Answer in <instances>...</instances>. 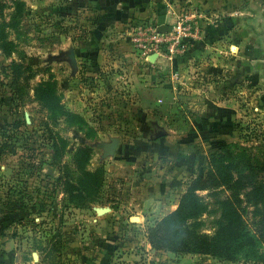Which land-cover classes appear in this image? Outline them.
Here are the masks:
<instances>
[{
    "label": "rangeland",
    "instance_id": "obj_1",
    "mask_svg": "<svg viewBox=\"0 0 264 264\" xmlns=\"http://www.w3.org/2000/svg\"><path fill=\"white\" fill-rule=\"evenodd\" d=\"M234 1L236 15L225 17L231 20L228 24L234 30L219 37L211 33L206 36V31L203 34L204 27L189 14L194 9L181 11L179 18H193L202 34L197 41L206 42L208 49L182 69L184 73L178 79L176 93L163 95L167 107L160 109L163 105L150 107V101L154 102L157 96L148 87L153 85L136 82L146 79L142 76L130 78L131 73L128 76L126 69L128 57L119 47L113 48L119 40L128 39L127 35L121 36L111 29L102 38V44L89 47L94 39L91 35L99 24L94 8L79 6L76 0H0V26L9 24L19 4L23 5L18 32L1 27L7 38L5 42L14 43L17 52L6 57L0 51V132L8 124L20 123L16 141L12 142L17 148L16 155L9 153V148L0 155V208L1 205L6 211L14 208L17 213L11 231L16 246L14 249L12 245L16 256L12 264H80L84 257L96 254L98 244L114 251L127 248L126 252H145L147 229L175 209L197 168L202 166L207 170L209 156L224 146L234 153L243 151L250 155L263 168L258 177H264V0ZM223 3L227 1L203 2V6L193 8L199 13H203L199 7L202 11H216ZM131 21L146 24L141 19ZM128 46L146 64L130 42ZM69 47L79 56L75 74L69 61L61 60V53ZM193 50L191 44L185 54L174 58L185 57ZM22 56L34 74L32 87L52 76L64 106L81 115L87 128L93 131L92 137L87 129L79 131L63 121H52L32 94L22 104L10 101L9 65ZM112 62L117 63L115 67ZM213 103H223L224 108L217 109ZM205 117L211 124L231 122V133L222 137L232 144L219 142L215 147L210 140L202 141L200 133L204 128L201 130L195 123L201 125ZM157 121H166L164 124L175 121L177 125L161 127ZM190 124L194 125L192 129ZM47 129L67 144L60 167L51 165L53 153ZM159 131L167 132L165 136L174 142L168 150L173 147L176 151V163L166 156L167 147L163 151L165 147L160 142H152ZM110 138H118L120 147L113 157L102 159V144ZM85 146L91 148L86 169L93 172L102 168L104 178L97 199L88 208H80L66 202L67 195L58 185V179L66 180V171L72 168L71 155ZM122 148L125 149L121 153ZM30 153H34L30 162H34L22 165ZM165 179L169 189L162 196V207L144 210L133 207L139 200L134 195L139 189L146 192ZM220 190L197 195L213 208L216 198L212 194L217 196L214 192ZM93 208H110L111 212L98 217ZM242 208L245 227L261 235L264 245V225H259L258 218L253 217L251 207ZM212 220L204 216L198 230L212 234ZM200 264L224 263L205 257Z\"/></svg>",
    "mask_w": 264,
    "mask_h": 264
},
{
    "label": "trees",
    "instance_id": "obj_2",
    "mask_svg": "<svg viewBox=\"0 0 264 264\" xmlns=\"http://www.w3.org/2000/svg\"><path fill=\"white\" fill-rule=\"evenodd\" d=\"M227 4L221 5L225 10L235 8L236 1L226 0ZM209 4H213L208 0ZM23 5L19 4L16 12L10 17V23L0 26V51L4 56H11L16 45L5 42L6 35L1 27H10L18 32L19 19ZM195 43V42H194ZM4 53V54H3ZM10 82L8 84L10 101L13 104L25 103L33 95L36 104L47 111L54 122L63 121L68 127L79 131L87 129L89 137L93 131L87 128V123L80 115L68 110L63 102L58 85L52 76L38 85H31L34 78L31 68L24 62V56L18 62L9 65ZM206 118L200 122L199 128L202 141H209L214 146L219 142L232 144L222 136H227L232 131L229 121L224 123H208ZM228 118V116H227ZM229 119V118H228ZM19 121L6 125L0 132V155L9 148L12 155H16L17 148L12 143L19 131ZM51 140L52 163L60 167L63 159L66 142L59 135L48 130ZM214 135H218L215 137ZM192 137V136H191ZM211 137V138H210ZM216 147V146H215ZM125 148H122L121 153ZM34 153L23 159L22 165L29 164ZM91 158V148H77L71 155L72 168L66 171V180L58 185L67 195V203L80 208H88V204L97 199L103 184L104 170L95 171L86 169ZM202 158L199 159L200 165ZM30 165V164H29ZM209 168H197L195 176L186 184V190L179 197L176 208L160 220H156L147 229L146 239L153 250L168 252L176 255H200L216 259L224 264H264L263 239L261 235L249 231L245 225L242 206L252 208V215L258 218L259 225H264V177H258L263 171L250 155L240 151L234 153L229 148L214 151L209 156ZM61 183V184H60ZM221 189L215 195L216 199L211 204L197 195L198 192H209ZM227 194L223 198L221 194ZM12 210H15L12 208ZM204 216L212 220V234H205L198 230ZM42 250V248H40Z\"/></svg>",
    "mask_w": 264,
    "mask_h": 264
},
{
    "label": "crops",
    "instance_id": "obj_3",
    "mask_svg": "<svg viewBox=\"0 0 264 264\" xmlns=\"http://www.w3.org/2000/svg\"><path fill=\"white\" fill-rule=\"evenodd\" d=\"M212 3H217L219 0H210ZM77 4L79 6L82 5H88L91 8H94L95 13L99 17V24L98 27L95 28L93 31L91 38L94 37L93 40L89 43V47L96 45V44H102V38L107 35V33L112 29L113 32L120 34L121 36L127 35L129 37L130 31H127V27L131 26L132 19H141L146 24H153L154 26H172L174 21L182 16V10L190 7L192 10L189 14L190 16L195 18V21L197 24L201 25L203 28V34L204 31L205 35L207 34H213L215 37L222 36L223 33H229L231 31L232 25H229L228 23L231 22L229 18H225L227 16L233 17L235 14V10L229 13L221 11L222 8L217 7L216 11L213 10H201L199 7V11L203 13H199L196 8L198 6H203V2H208V0H76ZM182 13V14H181ZM236 15V14H235ZM212 17V18H211ZM216 18H218L216 20ZM224 18L223 20H221ZM204 19V21H202ZM134 21V20H133ZM234 30V29H233ZM122 32L126 34H122ZM231 34V33H230ZM202 35V34H201ZM204 35L202 36L203 39ZM128 42H130V38L123 39L122 41H118L113 48L119 47L121 51H123L128 58H126V69H128V76H130L129 71L131 73V77L135 75V78H139L142 76V79L145 77L146 79L139 80L137 79L136 82H142L145 83L147 81L148 86L151 87L152 92H154L157 96L153 99V101H150V107H154L155 105H163L159 106L160 109H166V104H164V99H162L163 95H167L168 92L176 93L177 89V82L178 79L183 76L184 68H186L188 65H191L192 60H195L198 58L200 54L205 53V51L208 49V45L206 42H195L192 43L194 45L195 50L190 53H187V56L182 57L180 59L175 58H163V57H152L150 58L149 62L146 64H143V61H141L140 56L133 54L131 51V48L128 46ZM205 43V44H204ZM215 45V44H214ZM213 45V46H214ZM211 47V46H210ZM94 49V47H93ZM73 51L74 58H75V65L70 66L72 68L73 74L77 72L78 69V63L77 60L79 56H77L76 51L73 47L67 48L66 51H64L61 57V60L66 61L69 52ZM96 53V52H95ZM68 61V60H67ZM234 61H238L235 59ZM99 63V62H96ZM116 62H112V66H116ZM127 77V76H126ZM168 81H166V80ZM150 82V83H149ZM166 82H168L166 84ZM138 84V83H137ZM179 87V86H178ZM171 94V93H170ZM169 94V95H170ZM163 102V103H162ZM154 103V104H153ZM159 103V104H157ZM213 105L217 109L224 108L223 103H213ZM141 107H143L141 103ZM162 107V108H161ZM233 111V110H232ZM73 112V111H72ZM75 113V112H74ZM234 114V111L232 112ZM77 114V113H76ZM80 115V114H78ZM81 116V115H80ZM225 119V117H223ZM226 120V119H225ZM211 121V120H210ZM164 122L157 121L158 125L160 124L161 127L166 126L169 128H174L177 124V122H168L167 124H164ZM212 122V121H211ZM210 122V123H211ZM190 124V129L193 128ZM154 126H157L155 124ZM167 132H161L159 131L155 137V141L158 144L161 143L163 146V151L167 152L166 156L169 157V159L174 161L178 160L176 151L173 147H171V150H168V146L173 145L174 143L171 138H168V135L165 136ZM202 140V139H201ZM160 142V143H159ZM155 146V145H154ZM120 147V146H119ZM163 153V152H159ZM161 156V154H158ZM168 182L167 180H162L159 182V184H156L155 186H152L151 188L145 192L144 189H139L136 194L138 195V198L136 197L137 202H134L133 207L144 210L146 208H157L162 207L164 204V200L162 199V196L168 191ZM141 199V200H140ZM178 204V203H177ZM162 205V206H161ZM177 206V205H176ZM175 206V208H176ZM4 206L1 205L0 208V264H12L13 262H16V256L13 254V234L11 231L14 228V224L16 223V210H4ZM110 209V208H108ZM5 211L2 213V211ZM111 212V209H110ZM172 212V211H171ZM170 213V212H169ZM166 213L164 216H166ZM164 216L159 218L158 220L162 219ZM137 219L138 218H134ZM146 239V234H145ZM133 244V242H131ZM132 244L128 243V247H131ZM126 246V244H124ZM97 250L94 252L96 254H90L84 257L82 259V256H80V264H136L138 261H140L142 264H200L201 261L206 256H200V255H176L168 252L163 251H155L153 250L150 245L147 243V245L144 247L145 252H141L140 254L137 252L132 253L131 250L129 252H126L125 249H116L115 251L106 249L105 245L98 244ZM15 249V245L13 246ZM104 248V249H103ZM91 253V252H90ZM146 253V254H145ZM94 255V256H93ZM94 257L95 259H92ZM210 258V257H209ZM88 259H90L88 261Z\"/></svg>",
    "mask_w": 264,
    "mask_h": 264
},
{
    "label": "built area",
    "instance_id": "obj_4",
    "mask_svg": "<svg viewBox=\"0 0 264 264\" xmlns=\"http://www.w3.org/2000/svg\"><path fill=\"white\" fill-rule=\"evenodd\" d=\"M157 28L143 23H132L129 28L132 48L147 63L154 56L169 59L181 56L201 36L193 18L188 16L176 19L168 34L159 33Z\"/></svg>",
    "mask_w": 264,
    "mask_h": 264
},
{
    "label": "water",
    "instance_id": "obj_5",
    "mask_svg": "<svg viewBox=\"0 0 264 264\" xmlns=\"http://www.w3.org/2000/svg\"><path fill=\"white\" fill-rule=\"evenodd\" d=\"M157 31L161 34H168L171 32V27L162 25L157 28ZM71 66L75 65V58H74V53L73 51L69 52L68 57L66 58ZM119 143L120 140L118 138H110L108 143H103L102 144V159H106L108 157H113L115 152L119 149ZM93 211L95 214L99 217L102 216L106 213L110 212V209L108 208H93Z\"/></svg>",
    "mask_w": 264,
    "mask_h": 264
}]
</instances>
